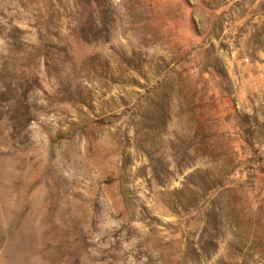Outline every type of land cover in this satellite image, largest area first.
Returning <instances> with one entry per match:
<instances>
[{"label":"rangeland","instance_id":"obj_1","mask_svg":"<svg viewBox=\"0 0 264 264\" xmlns=\"http://www.w3.org/2000/svg\"><path fill=\"white\" fill-rule=\"evenodd\" d=\"M0 264H264V0H0Z\"/></svg>","mask_w":264,"mask_h":264}]
</instances>
